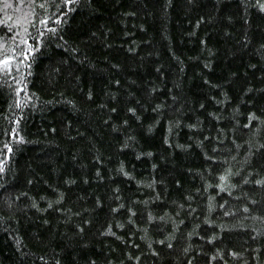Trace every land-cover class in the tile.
Returning <instances> with one entry per match:
<instances>
[{
  "label": "trees",
  "instance_id": "1",
  "mask_svg": "<svg viewBox=\"0 0 264 264\" xmlns=\"http://www.w3.org/2000/svg\"><path fill=\"white\" fill-rule=\"evenodd\" d=\"M254 4L92 0L64 22L63 41L32 53L22 70L31 101L17 108L7 84L17 85H0V264H264V221L251 219L264 216L254 183L264 148L252 147L264 127L256 138L259 121L244 127L249 112L264 118V12ZM3 5L0 19L17 15ZM14 122L22 142L8 135ZM228 168L237 187L220 191ZM209 196L226 207L210 212ZM238 221L250 226H220Z\"/></svg>",
  "mask_w": 264,
  "mask_h": 264
},
{
  "label": "snow or ice",
  "instance_id": "2",
  "mask_svg": "<svg viewBox=\"0 0 264 264\" xmlns=\"http://www.w3.org/2000/svg\"><path fill=\"white\" fill-rule=\"evenodd\" d=\"M242 4H247L248 0H241ZM85 6H92V0H19V3L13 5L11 0H4V9H8L11 7H15L17 15L13 17L10 15L7 11H5V18L0 19V26H4L8 29V32L10 33L9 36H0V49H3V52H0V85L7 84L8 81H11L12 84H16L17 87L13 90L11 89V84H7L9 89L11 91H14L15 97H16V107L19 108L22 103H27L28 101H31L33 99V95H30L27 89V81L25 79V73L22 71L23 69H29L31 67L29 61L32 59V53L36 52L38 49H40L43 44L50 42L54 37H59L61 41L64 40L63 36L60 35V32L63 31V24L68 20V17L78 8L85 7ZM255 7H257L261 12H264V0H255ZM37 9H40L41 11L37 12ZM203 19V17L201 18ZM231 19V18H229ZM9 21H11V24H9ZM54 21V23H53ZM13 26H15L13 28ZM31 33V35H29ZM64 43H67L64 41ZM22 45V47H21ZM261 48L264 49V45H261ZM72 52H76V48L71 49ZM16 73V77L14 78L12 73ZM30 74V73H29ZM117 84H119V81H116ZM21 94L26 97L25 100H21ZM88 96H92V92L89 91ZM113 99H115V96H113ZM69 103H74L72 101H69ZM217 103H221V101H217ZM251 103V101H249ZM35 107V104L32 105ZM161 107L160 105H157V108ZM203 107V105H201ZM116 108H112V112H116ZM129 112L135 113V108H129ZM222 119V117H220ZM139 119V117H137ZM253 120L259 121V123L256 125L257 131H254L252 133V136L254 138L258 137L260 135L259 130L264 127V118L257 117L254 112L248 113V123L244 125L245 128H248ZM124 123H127V121H124ZM178 123V121H177ZM190 128H196L199 127V124H190L188 125ZM149 130H151V126L149 127ZM171 130V127H170ZM13 139H15L18 142L23 141V136L19 135V129L15 126V122L12 126H10V131L8 133ZM165 142L168 143V138H165ZM199 140H197V144H199ZM125 145H122V147ZM3 147L7 149L8 152H11L13 150L12 145L10 142L5 141L3 144ZM186 147V146H183ZM252 147L256 148H264V143H261L259 139H256L255 144L252 145ZM215 151V149H214ZM251 151V149H250ZM151 155V153H149ZM207 155V153H205ZM246 155H248L246 153ZM7 159V156L4 155L3 158H0V173H3L6 171L4 167V160ZM209 159L216 160L218 157L211 156ZM155 167V165H153ZM120 171L123 173L124 176H131V173L124 170L123 166L121 165ZM252 170L250 169V172ZM236 175L235 172L232 171L231 168L226 169L222 174L219 175V181L220 183L216 185V187L220 191H227L230 192L231 189H234L237 187L235 183L230 182V176ZM248 180V177H244V180L241 181V183ZM66 183L72 184L74 181L72 179H67ZM137 183H143L142 181H137ZM257 185H264V176H261L260 178L256 179L254 181ZM205 187H208L206 184ZM197 192H199V189H196ZM246 195V194H244ZM43 198V197H42ZM191 199V197H188ZM57 199H63V194H60ZM119 199V197H117ZM249 199H251L249 197ZM214 196L208 197V210L215 211L217 208L224 209L226 207V203H220L216 204ZM97 204H100L101 201L97 199ZM253 204H256V201H252ZM48 207H52V203L49 202ZM123 204H118L116 207L112 208V211L115 212L117 208H123ZM241 207L244 209V212L247 213L250 211L247 204L241 205ZM42 210V209H41ZM237 209L233 208L230 211H224V216H229L231 213L236 212ZM129 213H133L134 209L129 207L128 208ZM128 219L132 221L133 223L135 221L132 220V216H129ZM148 219L151 221L153 219V216L149 214ZM158 219L164 220L165 217H159ZM252 220L259 219L261 221H264V216L257 217L255 213H252L251 216ZM209 224H214L215 221L208 219L206 221ZM180 223H183V221H180ZM222 228H229V227H249L250 225L244 224L243 221H238L234 225H229L225 223H221L220 225ZM117 227H124L123 224L117 223ZM139 227V225H137ZM176 227V223H173V228ZM105 231L110 232L111 231V225H109ZM260 232L259 228L253 229V235H257ZM218 233H213L210 236L205 237V239L211 243V241L217 239ZM172 237V234H169V237H166V239H169ZM159 243L164 244L165 241H159ZM173 245L171 243L167 244L168 248H171ZM149 249L152 251L153 254H158L156 252L155 248H152L151 244L149 243ZM188 249L185 248V252H187ZM222 249H216V255L212 257V259H215L216 256L220 255V252ZM230 255L233 257L241 256L243 253H237L235 251L229 250ZM253 255H255V252H253ZM39 260H44L45 257L41 256L38 257ZM138 259V257H137ZM223 259V257H221ZM57 264H60L59 261H57ZM189 264H192V261L189 260ZM226 264V262H225Z\"/></svg>",
  "mask_w": 264,
  "mask_h": 264
}]
</instances>
